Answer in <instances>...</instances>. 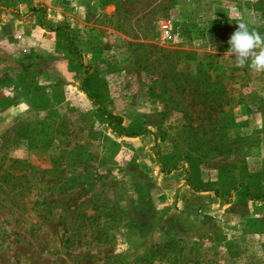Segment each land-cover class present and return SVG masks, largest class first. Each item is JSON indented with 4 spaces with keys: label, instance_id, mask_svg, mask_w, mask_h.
<instances>
[{
    "label": "rangeland",
    "instance_id": "rangeland-1",
    "mask_svg": "<svg viewBox=\"0 0 264 264\" xmlns=\"http://www.w3.org/2000/svg\"><path fill=\"white\" fill-rule=\"evenodd\" d=\"M240 21L264 35V0H0V264H264V73L227 53Z\"/></svg>",
    "mask_w": 264,
    "mask_h": 264
},
{
    "label": "trees",
    "instance_id": "trees-1",
    "mask_svg": "<svg viewBox=\"0 0 264 264\" xmlns=\"http://www.w3.org/2000/svg\"><path fill=\"white\" fill-rule=\"evenodd\" d=\"M38 10V9H37ZM36 11V10H35ZM41 16L39 17L38 19V22H39V26L43 27L44 28V25L46 22L45 19H44V12H41ZM49 25V24H48ZM54 25H50V27H48V30L49 31H60V33H65V36L67 37V29L64 27V25H57L55 27H53ZM67 41L69 42V50H71V53L72 54H76V53H80L77 49L74 50L72 49L73 46H74V43H73V40L71 38L67 39ZM98 75L97 73H92V76L84 71V78L82 79V82H81V89L93 100V102L96 104V105H99L97 102H98V96H97V90L95 89H92V90H88V87H90V82L92 81H98ZM100 82V80H99ZM103 84V81L100 85ZM97 88V87H96ZM220 108H221V105H210L209 107H206V109L208 110V112H214L215 114H218L220 113ZM98 110L102 113V115H104L105 117L108 118L109 122H111L112 125H117V127H119V129H117V132L119 135H122V136H126V137H138L140 135H142L144 133V131L140 132V133H123V127H122V118L121 117H118V116H115V115H112L111 113L107 112V109L103 106H99L98 107ZM121 126V128H120ZM191 175L190 173L187 171V183L189 185H191V189L195 192H207V191H214L215 194L217 196H220V192L217 188L213 187V185H209V183H204V185H202L203 183H197L196 185H192V180H191ZM201 182V181H200ZM240 187H244L245 189V194L247 197H250V192H249V188H248V185H245L242 181H239L238 183H235L234 185H232V187L229 189L228 191V196L231 195L232 192L236 191L238 188ZM227 194V193H226Z\"/></svg>",
    "mask_w": 264,
    "mask_h": 264
},
{
    "label": "clouds",
    "instance_id": "clouds-1",
    "mask_svg": "<svg viewBox=\"0 0 264 264\" xmlns=\"http://www.w3.org/2000/svg\"><path fill=\"white\" fill-rule=\"evenodd\" d=\"M237 24V30L228 41L230 48L227 53L235 56L236 66H247L257 73H264V35L251 29L245 21Z\"/></svg>",
    "mask_w": 264,
    "mask_h": 264
}]
</instances>
